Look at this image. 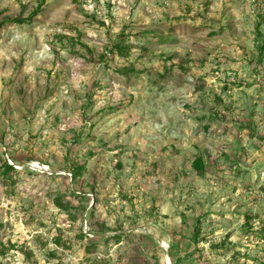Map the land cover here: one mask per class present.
<instances>
[{
	"label": "rangeland",
	"instance_id": "374dc122",
	"mask_svg": "<svg viewBox=\"0 0 264 264\" xmlns=\"http://www.w3.org/2000/svg\"><path fill=\"white\" fill-rule=\"evenodd\" d=\"M261 44L264 0H0V264H264Z\"/></svg>",
	"mask_w": 264,
	"mask_h": 264
},
{
	"label": "trees",
	"instance_id": "16d2710c",
	"mask_svg": "<svg viewBox=\"0 0 264 264\" xmlns=\"http://www.w3.org/2000/svg\"><path fill=\"white\" fill-rule=\"evenodd\" d=\"M33 14H35V13H33ZM10 20H11L12 22H17V23H23V22H24L23 19H19V18H13V19H10ZM258 34H259V33H258ZM124 49H126V48H124L123 46H121L118 42L115 43L114 45H112V46L110 47V50H111L112 53H113V52H119V53L122 54V52H123ZM263 56H264V46H263V44H261V45L258 47V57H259V60H260V61L262 60ZM0 142H2L1 139H0ZM10 161H14V160L12 159V157H10ZM1 165H2V167H3V171H4L5 174L14 170L13 165L7 163V161H5V160H2ZM192 166H193V168H194L199 174H202V173H203V171H204V163H203V160H202L201 157H199V156L196 157V158L194 159V161L192 162ZM71 170H72V171H71V175H72L73 177H75L76 174L78 173L79 166H74ZM143 236L149 239L148 236H145V235H143ZM80 237H83V234H82V233H81ZM117 237H119V235H118V236H114V238H117ZM106 239H107V238H106ZM93 240H98V239L93 238ZM173 252H174V250H173ZM178 255H179L178 252H177V255H174V254L172 255V254H171V256L173 257V259H174L175 256H177V257H176L177 259L182 260V257H179ZM175 261H176V260H175Z\"/></svg>",
	"mask_w": 264,
	"mask_h": 264
},
{
	"label": "water",
	"instance_id": "95a60500",
	"mask_svg": "<svg viewBox=\"0 0 264 264\" xmlns=\"http://www.w3.org/2000/svg\"><path fill=\"white\" fill-rule=\"evenodd\" d=\"M8 163H9V164H12V163H10V162H8ZM12 165H13V164H12ZM137 230H138V231H142V229H141L140 227L137 228ZM124 232H126V231H124ZM146 233H147V232H146ZM147 234H148L149 237H152L151 234H149V233H147ZM160 246H161V248L163 249V251L165 252V256H166V258H167V261H169L170 264H173V263L171 262V260H170L169 255L166 253V249H165L164 244H163L162 241H160Z\"/></svg>",
	"mask_w": 264,
	"mask_h": 264
},
{
	"label": "bare ground",
	"instance_id": "6f19581e",
	"mask_svg": "<svg viewBox=\"0 0 264 264\" xmlns=\"http://www.w3.org/2000/svg\"><path fill=\"white\" fill-rule=\"evenodd\" d=\"M168 262V264H170V262L169 261H167Z\"/></svg>",
	"mask_w": 264,
	"mask_h": 264
}]
</instances>
